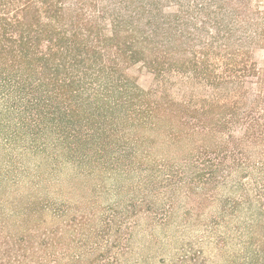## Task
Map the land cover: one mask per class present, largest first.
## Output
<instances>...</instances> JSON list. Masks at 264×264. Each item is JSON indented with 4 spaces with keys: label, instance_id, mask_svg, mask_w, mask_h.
<instances>
[{
    "label": "rangeland",
    "instance_id": "374dc122",
    "mask_svg": "<svg viewBox=\"0 0 264 264\" xmlns=\"http://www.w3.org/2000/svg\"><path fill=\"white\" fill-rule=\"evenodd\" d=\"M250 5L244 45L206 35L181 70L127 67L163 106L123 146L0 129V264H264V0Z\"/></svg>",
    "mask_w": 264,
    "mask_h": 264
},
{
    "label": "trees",
    "instance_id": "16d2710c",
    "mask_svg": "<svg viewBox=\"0 0 264 264\" xmlns=\"http://www.w3.org/2000/svg\"><path fill=\"white\" fill-rule=\"evenodd\" d=\"M76 1L0 0V129L10 141L48 135L62 149L98 155L123 146L120 134L163 106L127 67L180 69L206 35L232 48L256 25L250 0Z\"/></svg>",
    "mask_w": 264,
    "mask_h": 264
}]
</instances>
